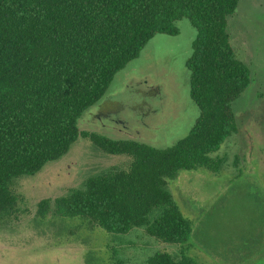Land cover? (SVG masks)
Returning a JSON list of instances; mask_svg holds the SVG:
<instances>
[{"label":"trees","instance_id":"obj_1","mask_svg":"<svg viewBox=\"0 0 264 264\" xmlns=\"http://www.w3.org/2000/svg\"><path fill=\"white\" fill-rule=\"evenodd\" d=\"M240 0H0V223L18 215L16 181L66 156L81 137L102 152L126 156L66 196L43 199L38 216L80 218L114 235L135 230L178 256L157 252L141 264H201L187 254L194 223L174 202L168 183L182 172L218 174L212 155L236 134L233 103L252 73L234 50L229 20ZM188 19L197 30L186 63L190 97L200 110L189 134L158 149L78 129L107 94L116 74L156 35L176 36Z\"/></svg>","mask_w":264,"mask_h":264},{"label":"rangeland","instance_id":"obj_2","mask_svg":"<svg viewBox=\"0 0 264 264\" xmlns=\"http://www.w3.org/2000/svg\"><path fill=\"white\" fill-rule=\"evenodd\" d=\"M179 34L154 36L114 77L107 94L78 121L80 131L166 149L191 131L200 110L190 97L186 67L197 30L188 19ZM228 30L237 57L252 73L233 103L238 131L212 155L218 174L182 172L168 183L174 202L194 223L187 254L201 264H264V0H240ZM79 138L66 156L16 181L20 212L0 223V264H141L157 252L178 256L143 230L114 235L80 218L38 216L43 199L66 196L89 177L129 164Z\"/></svg>","mask_w":264,"mask_h":264}]
</instances>
